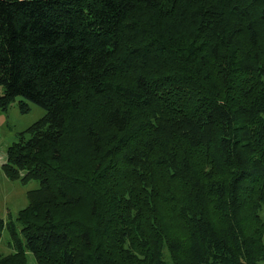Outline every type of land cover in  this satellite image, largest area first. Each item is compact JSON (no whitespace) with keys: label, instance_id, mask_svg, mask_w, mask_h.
Returning a JSON list of instances; mask_svg holds the SVG:
<instances>
[{"label":"trees","instance_id":"trees-1","mask_svg":"<svg viewBox=\"0 0 264 264\" xmlns=\"http://www.w3.org/2000/svg\"><path fill=\"white\" fill-rule=\"evenodd\" d=\"M17 98L0 264H264V0H0Z\"/></svg>","mask_w":264,"mask_h":264},{"label":"rangeland","instance_id":"rangeland-1","mask_svg":"<svg viewBox=\"0 0 264 264\" xmlns=\"http://www.w3.org/2000/svg\"><path fill=\"white\" fill-rule=\"evenodd\" d=\"M19 101L26 104L27 112H21ZM44 114L45 111L42 108L22 98H17L6 113H0V218L3 220L7 219L8 212L15 220L18 211L27 205L26 192L39 187L36 181L22 186L20 183L10 182L5 178L1 171V165L5 161L7 148L17 141L19 132L38 121ZM260 216L264 219V209L260 212ZM19 239L23 242L20 235ZM9 241L8 232L4 231L0 239V254L12 251ZM26 264H37L33 254L27 250Z\"/></svg>","mask_w":264,"mask_h":264},{"label":"crops","instance_id":"crops-1","mask_svg":"<svg viewBox=\"0 0 264 264\" xmlns=\"http://www.w3.org/2000/svg\"><path fill=\"white\" fill-rule=\"evenodd\" d=\"M5 160H6V158H5ZM5 162V161H4ZM16 183H20L19 181H16ZM21 184V183H20ZM22 185V184H21ZM23 186V185H22ZM8 215H9V212L7 213V217H8ZM3 219V218H2ZM8 251V250H7ZM9 253H11V252H9ZM9 253H7V254H9ZM3 255H5V254H3Z\"/></svg>","mask_w":264,"mask_h":264}]
</instances>
